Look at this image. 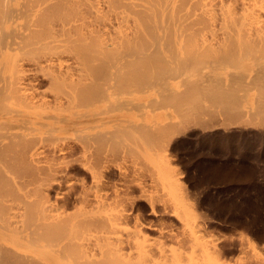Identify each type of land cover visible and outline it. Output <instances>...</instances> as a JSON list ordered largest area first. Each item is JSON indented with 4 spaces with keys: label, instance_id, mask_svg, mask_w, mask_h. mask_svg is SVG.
I'll use <instances>...</instances> for the list:
<instances>
[{
    "label": "bare ground",
    "instance_id": "obj_1",
    "mask_svg": "<svg viewBox=\"0 0 264 264\" xmlns=\"http://www.w3.org/2000/svg\"><path fill=\"white\" fill-rule=\"evenodd\" d=\"M249 1H251V3L253 2V6L255 7H253L254 11H251L253 19L247 22L245 16L240 17V19L236 15L235 18H238L236 26L235 23H233L236 20L233 17V11H230L231 14H233V16L231 15L230 17L229 12L227 11L226 13L225 11V13H223L222 9V13L225 14L223 19L225 17L228 18V16L230 20L234 18V21L229 20V22H225L221 17L224 24H227H225L226 26H228V24L234 26H230L229 28L225 26L224 30L226 29V32L229 30L231 33L235 32L234 35H236V38L234 39L233 35V40L236 41L235 44L240 46V48H244L243 45H249L250 47L254 41L260 43V36L264 35V0ZM228 9L229 8H227V10ZM247 10H245L246 14L250 12V9ZM212 13L214 12L211 6V0H0V229L5 231L7 236L15 233L17 235L18 233L22 237L20 238L21 240H29L28 242L33 245L35 243V245H40L38 244L39 242L47 243L46 246H49V243L50 246L52 243H56V245H58L57 243H61L62 245V243L73 242L75 239H77L78 242V239H80L78 237L84 236L81 232L89 230L92 232V227H95L97 229L95 232L103 231L101 235H95V242L97 239L104 240V242L117 239L116 233L119 228L118 225L123 223L125 211L122 210L123 212H118V214L115 215H110V213L102 215V212L99 214V210L108 209V203H106L108 200L104 199L105 196H103V193H105V188L101 182L98 181V171L96 172L98 176L93 171L98 170L101 166L100 162L104 164L105 161H103V158L106 157V153L110 151L112 154L115 151L116 147H114V145L117 139L119 140L118 136L132 129L133 125H131V119L134 114L136 115V110L141 111L140 114L143 115L142 121L144 119L138 128H145L147 126V123H149V107H151L150 101L153 99L152 96H159L162 102L167 98L166 93L165 97L162 91L163 87L165 88L168 82L166 81L167 78L170 77L171 79V77H173L176 82H181L186 85L185 91L183 90L184 93L182 92V94L181 92H179L180 94L176 93V90L175 93L167 92V94H171L169 95L170 99L172 97L175 98L174 100L178 101V106L181 105L180 108H178L183 114L191 111L194 113L203 111L204 105H201L202 98L211 94L213 92L211 90L213 89L210 87L208 89V85L204 88L202 86L199 87L200 84H196L197 79L198 81L203 79L201 76L202 79L197 78L196 72L199 70H194L200 62L198 58H201L203 61L202 57H199L198 54L199 47L197 46L198 42L196 37L198 30L201 33V28H198L197 25L200 20V22H203V18H210ZM243 13L245 14V12ZM207 19L208 18H206V20ZM239 19L243 23L241 21V23H239ZM207 21L205 24L208 23ZM205 24L203 23L202 26ZM208 25L207 28L210 27ZM199 27L201 26L199 25ZM231 33L228 36L231 37ZM238 34H240V44L243 45L237 42ZM250 35H257L259 40L254 39L253 42L250 41L247 39V36ZM243 36L247 38L245 39ZM262 38L264 41V37ZM254 43L252 45L257 44ZM227 44L229 43L227 42ZM262 44H264V42ZM237 46H235V48ZM262 46L260 47L261 50L264 49ZM255 47L254 49H257ZM227 49H225V54L229 52V54L232 55L233 53L235 57V51H233L235 49L232 51ZM183 50L188 53L185 59H182L183 57L181 58L184 53ZM237 50H239L238 47ZM237 50L236 54L238 53ZM258 51L259 48L257 49V52ZM263 53L264 50H262L261 54L263 55ZM223 56L225 55L223 54L222 57ZM241 56L242 55H240V57ZM236 57L234 60H239L236 59ZM225 58H227V55L222 58L225 62L231 60V56L230 59L228 57L227 61ZM238 66H240V64H238ZM164 67H175L177 70L176 72L179 74L175 72L176 76L162 77V73L160 74V72H163L162 70ZM172 69L168 70L167 68L166 70L172 71ZM262 73L259 74L264 75V72ZM259 74L258 76H260ZM244 75L243 78H245ZM39 76L42 77L43 80L49 82L48 88L44 91H40L35 87L36 81L40 80ZM217 77L214 79V84L217 81ZM250 78H253L252 75ZM263 78L264 77H257L256 80L253 79L256 83L251 82L255 85H261L260 87L264 94ZM159 79L162 81L165 80L163 87L161 85L162 89L158 86L162 83ZM206 79L210 80H208V84H210L212 79ZM239 80L241 81V79ZM250 80L252 79L248 81L250 82ZM236 81H238V79ZM250 84L251 83H249V85ZM167 85H169V83H167ZM211 85L212 83L210 86ZM233 85L235 88V84ZM219 87L218 89L221 90ZM224 89L227 88L224 86ZM166 90L167 89L164 91L166 92ZM220 90H218V92H220ZM233 90L234 89L230 91L231 94ZM227 91L228 90H225L226 94ZM222 93V95H226L224 92ZM237 93L238 92H236V94ZM214 94L213 96H216L217 100V95L219 93H215L214 91ZM236 94L234 93L233 95ZM220 96L221 93L218 96V102L221 97H224ZM262 97L264 98V96ZM239 101L238 98L236 100L230 97L228 104L227 101H224L226 104L222 101L219 102V104L223 103L224 106L227 105V108H225L229 110L231 114V112H233L232 110L235 112V110L238 109L236 107L237 104L240 103ZM214 103H217V101ZM156 104L155 106L157 108L159 104ZM183 104L185 105L184 107ZM262 104L264 105V102ZM220 109H222L221 111H225L222 105ZM138 113L139 112H137V114ZM236 114H234L235 117L237 116ZM239 115L238 113V116ZM230 116H233V114ZM157 119H159V117ZM130 132L125 133V137H127ZM68 134L73 138L67 136ZM71 138L72 140H78L83 146L84 153L86 154L87 152V156L89 153L90 159L93 158L92 160H95V165H98L97 167L95 166L97 168L95 170V167L93 168V165H91L94 164V161H92L93 163L89 166V169H93V171L90 172L91 175L93 174L92 178L93 180L95 179L94 183L96 186V204L93 205L97 206H91L92 209L89 208L90 210L88 209L89 206L87 207L88 210L85 209L86 207L81 208L80 211H76L77 213L73 211L74 213L71 212V214L67 211V214H62L60 213V207L59 209L58 206H55L48 198H44L43 194V196L41 195L42 190L40 186L42 187L41 182L44 184L50 180L48 178L50 177L49 175H51L49 174L51 169L54 168L55 170V167H50L52 164L50 165V163H47V165H45V163H43L46 151H48L47 149L52 147V150L61 152L65 150L61 143H66V141ZM125 140L126 138L124 141ZM121 141L123 142V140ZM138 152L140 154L139 150ZM50 161L52 160L50 159ZM52 162H54V160ZM109 162L106 161V163ZM55 163L56 162H54V164ZM20 164L25 166L23 167L24 169ZM21 168L23 170H20ZM48 168H50L49 173L47 172ZM160 170L162 171V169ZM8 173H12L13 176H10ZM43 175H47L45 178L46 182L44 181L45 176L42 177ZM53 176H55V174H53ZM41 177L43 178L42 181ZM47 184L51 183H46V185ZM115 205L117 206V204ZM108 206L110 207L111 205L108 204ZM79 234L81 235L79 236ZM89 234L88 236H90ZM88 236L87 243H91L92 238H88ZM2 238L6 239L7 237L4 238L2 235ZM84 238L86 239L85 236ZM82 240L79 243L81 247L83 241L84 243L87 241ZM134 241L138 242L139 240ZM18 242L19 244L21 243L20 245L22 246V241ZM74 244L75 243H73V245ZM75 247H77V245ZM141 247L144 248L143 246ZM21 248L18 244L16 246L5 245L1 240L0 256L2 257V261L4 259V263H1H41L34 256L35 254L33 255L32 252H27V250L24 251L25 249L22 250ZM66 249L65 247V251ZM113 250H110V252H113ZM164 250L166 249L164 248ZM78 251L80 252L81 250L79 249ZM106 251L109 252V250ZM80 254H82V252L79 253V255ZM83 254L81 255L82 257ZM86 254L87 253H85V255ZM145 254L144 255L147 256L148 252ZM77 255L76 257L78 258ZM113 255L111 253L105 254V257L100 261H97V259L92 262H90L91 260L86 261L88 264L89 262L91 264H123L119 262L121 258H117V256ZM179 255H183V253ZM92 256L87 257V259L92 258ZM175 257H177V254ZM94 258L93 256L92 259ZM36 259L39 262H37ZM139 259L138 257V260ZM177 259L178 262L181 261L179 260L180 256ZM77 260L75 261L76 263ZM83 260L81 261L83 262ZM124 261L127 260L124 259ZM210 261L209 256V262ZM162 262H165L164 259ZM78 263L80 264V261ZM157 263L159 262H156V264Z\"/></svg>",
    "mask_w": 264,
    "mask_h": 264
},
{
    "label": "rangeland",
    "instance_id": "obj_2",
    "mask_svg": "<svg viewBox=\"0 0 264 264\" xmlns=\"http://www.w3.org/2000/svg\"><path fill=\"white\" fill-rule=\"evenodd\" d=\"M253 5L254 3H251L249 0H211V6L214 12L210 16L211 19L206 17L208 18L207 21L206 18H203V22H200L201 20L199 19L200 21L197 26L201 28V33L197 29L196 39L198 42L197 46L199 47L198 54L199 57H202L203 61L201 58H198L200 62L194 70H199L196 72L197 78H203L204 80L198 81L197 79L196 81L199 83L196 82V84H200L199 87L202 86L204 88L208 85V89L209 87L213 89L211 90L213 92H210L212 96L208 94L202 98L201 105H204H202L203 111L200 110L202 112L194 113L191 111L183 114V112L180 111L179 108L181 105L178 106V101L174 100L175 98L172 97L170 99L169 95L171 94H167V92L175 93L176 90V93L180 94L179 92H181L182 94L183 90L185 91L186 85L181 82H176L173 77L170 79L169 76H176L175 72L177 70L175 67H164L165 69L163 68V72H160V74L162 73V77H169L166 80L169 85L166 83V87L164 88L163 84H165V80L162 81L159 79L162 83L158 86L161 87L162 85L164 90L167 89L165 92L161 87L164 96L165 93L167 95V101L165 100L162 102L159 96H152L153 99L150 101L151 107H149V123H147L146 129L138 128L144 119L142 121L143 115L140 114L141 111H135L136 115L134 114L131 119V125L133 126L132 129L129 130V132L131 131L130 134H128L129 136L127 135V137H125V133H129L128 131L122 133L123 136L122 134L118 136L119 140L117 139L114 145V147H116L115 151L112 154L110 151L108 152L109 154L106 153V157L103 158V161H105L104 164H102V162H100L101 166L99 164L101 168L99 167L98 170H95L98 166L95 165V160H92V157V159H90L89 153L88 156L87 152L86 154L84 153L85 151L81 143H79L78 140V142L74 139L72 140L73 137L70 134L67 136H71L72 138L66 141V143L63 142L64 144L61 143L65 150L59 152L58 150H52V147L47 149L48 151H46L43 163H45V165H47V163H50V165L52 164L50 167H55V170L52 168L53 170L51 169L49 173L50 168L47 169V172L51 174L48 178L51 180H49L50 182L48 179V182L45 180L47 175L42 176H45L44 181L46 183H51L47 184L48 186L46 183L42 184L41 181L43 178L41 177L40 182L43 187L42 189L40 186V189L43 191H41V195L43 194L44 196H42L44 198H48L55 206L57 205L58 208L60 207V213L62 214H67V211L69 213L78 212L81 208L86 207L85 209H87L88 206V209H92L93 206H97L93 205L96 204V186L94 183L95 179L93 180L92 178L93 174L91 175L90 172L93 171V169H89V166L93 165V168L96 166L93 172L96 173L98 171L97 173H99V176L96 173L98 176L97 178H99L98 181L101 182L106 190H104L105 193H103V196H105L104 199L108 200L106 203L111 205L109 207L107 204L108 209L99 210V214L102 212V215L109 213L110 215H115L118 214V212L125 211L126 218L124 216L125 220L123 218V223L118 225L120 229L118 228L117 230L116 240L111 239L109 242H104V240L97 239L98 242H95L94 239H96V236L101 235L103 231L95 232L97 229L92 227V232H90V230L81 232L86 239L84 236L78 237L80 238L78 242L77 239H75L76 242L74 240L73 242L62 243L63 246L61 243H57L58 245L52 243L51 246L49 243V246H46L47 243L45 242H39L38 244L40 245H35V243L34 246L28 242L29 240H21L20 238L22 237L18 233L17 235L16 233L8 235V237L6 232L1 229L0 235L2 234L4 238L7 237L8 239H3L1 235L0 241L2 240V242L8 246H16L18 244L20 248L22 247V250L25 249L24 251L27 250V252H32L33 255L35 254L34 256L42 264H79V261L80 264H88L87 261H96L95 259L100 261L105 257V254L107 255L109 253L112 255L114 254L117 258H121L119 262L123 264H139L140 262V264H156V262H159L157 264H264V105L262 104L264 102V98L262 97L264 94L261 90V85L259 86V84H257V86L253 84L256 83L253 79L256 80L257 77H264V75L259 74L264 72V53L263 55L261 54L264 49H260L262 45L264 48V44H262L264 42L262 38L264 35L260 36V40L257 35H250L251 37L247 36L248 38H246L252 42L254 39L260 41V43L254 41L258 45L253 42L255 45H252V43L249 47V45L240 44V34H238L237 42L244 46V48L242 46V48H240V46L235 44L236 41L233 40L235 32L231 33L227 30V33L226 29L224 30L227 25L226 23V25L224 24V21L229 22V16V19L227 17L223 19V16H225L223 13H225V11L227 13L228 11L230 17L231 15L233 16V14L234 18L236 15L238 18L245 16V19L247 18L246 21L249 22L253 19V14H251V11L253 12L255 8ZM227 8L230 10H227ZM247 9H250V12L247 13L248 15L245 11ZM230 11H233V14H231ZM242 11L245 12L246 15ZM238 18H235L237 21L235 20V22H233L235 26L236 23H238ZM233 19L230 21H234ZM240 19L239 23L242 22ZM242 20L244 21V19ZM206 21L208 22L206 23L207 25L211 24L208 25L211 28H207L205 24ZM201 23H204L206 27L205 25L202 26ZM199 25L201 27H199ZM231 25L232 24H228L226 27L229 28ZM229 32L231 33V37L228 36L230 35ZM235 36L236 35H234V39L236 38ZM227 42L229 44H227ZM260 44L262 45L259 46ZM235 46H237L239 50H237ZM225 47H230V50ZM254 47L257 49L259 48V51L257 52V49H254ZM225 49L229 51L235 49L233 50L235 51L234 55L235 57L237 56L238 58L236 57V59L239 60H234L235 57L232 52H230L232 55L229 54V52L225 54ZM236 50L238 51V55L236 54ZM183 51L181 58L183 57L182 59H185L188 53H186L185 50ZM211 52L214 53L212 54ZM223 54L225 56L227 55V58H225L226 61L228 57L230 59L231 56L233 63L231 60L225 62V60L222 59L225 57H222ZM240 55L243 57H240ZM237 63L240 64V66H238ZM167 68L168 70L173 68V72L166 70ZM257 73L260 76H258ZM176 74L179 73L176 72ZM243 75L245 78H243ZM251 75L253 78H250ZM253 75H256V78ZM216 77L217 86L216 83L214 84V79H216ZM206 78L212 79V87L210 86V82V84H208L209 79L207 80ZM39 79V81H36L35 87L40 91L46 90L49 82L43 80L40 76ZM237 79L240 83L236 81ZM239 79H241V81L245 79L244 82L246 83L241 82ZM249 79L252 80L249 82ZM232 83L235 84L236 89ZM249 83H251V86ZM224 86L227 89H224ZM218 87L221 88V90L218 89ZM229 89L230 91L234 89L233 92L235 94L238 92V95H233V92L231 94ZM218 90H220V92H218ZM225 90H228L227 94ZM214 91L215 93H219L217 95L218 99L220 93L221 96H224H220L221 99L219 102L227 101L228 104L230 97L236 100L238 98V100H240L238 104L241 105L237 104L236 108L238 109L235 110V112L237 113L239 111L238 113L240 115L238 116V113L236 114L232 109L233 112L230 114L229 110L226 109L227 105L224 106L223 103L219 104L218 99L216 100V96H213ZM222 92L226 95H222ZM216 101L217 103H214ZM156 103L159 104L157 108ZM224 103L226 104V102ZM221 105L225 111H221ZM184 106L183 104V107ZM137 112L139 113L137 114ZM227 113L229 116L232 114L233 116L229 117ZM234 114L237 116L235 117ZM158 117L159 119H157ZM120 137L123 142L120 140ZM124 137L127 141H124ZM138 150L142 155L139 154ZM50 159L52 161L54 160L56 165L54 162L50 161ZM92 161H94V164H91L93 163ZM106 161L110 162L106 163ZM20 166L22 165L20 164ZM23 167L25 166H22V168ZM22 168L20 170L24 169ZM160 169H162L163 172ZM99 170L102 171L100 172ZM8 174L13 176L12 173ZM53 174H55V176H53ZM114 203L117 204V206ZM81 234H79V236ZM88 234L90 236H88ZM86 235L88 238L90 237L93 239H91L92 244L90 242L87 243L88 239ZM82 238L87 241L84 243ZM81 240L84 244H82V247L81 244H79ZM134 240L139 241L136 242ZM18 241H22V246ZM73 243L75 244L73 245ZM76 245L78 248L75 247ZM65 247L67 248L66 251ZM104 248L109 250V252ZM164 248L166 250H164ZM79 249L81 250L80 252L78 251ZM110 250H113V252H110ZM71 252L73 254V259ZM81 252L82 254L84 253L83 257L81 256L82 254L79 255ZM146 252H148L147 256H145ZM85 253L87 254L85 255ZM182 253L183 255H179ZM176 254L177 257H175ZM92 255L95 257L94 259H92ZM208 255L210 256V262ZM91 256L92 258L87 259V257ZM179 256V260H181L179 261L180 263L177 259ZM138 257L140 258L139 260ZM0 259V263L4 261V259L2 261L1 256ZM124 259L127 261H124ZM163 259L165 261L164 263L162 262ZM76 260L77 263L75 262ZM81 260H83V262ZM90 262L89 264H91Z\"/></svg>",
    "mask_w": 264,
    "mask_h": 264
}]
</instances>
